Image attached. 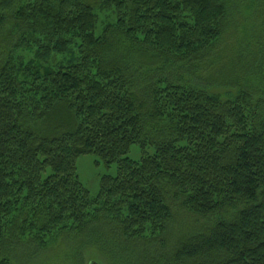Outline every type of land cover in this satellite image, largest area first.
Masks as SVG:
<instances>
[{
    "label": "trees",
    "instance_id": "trees-1",
    "mask_svg": "<svg viewBox=\"0 0 264 264\" xmlns=\"http://www.w3.org/2000/svg\"><path fill=\"white\" fill-rule=\"evenodd\" d=\"M89 155L117 168L96 196ZM90 239L264 264V0H0V264Z\"/></svg>",
    "mask_w": 264,
    "mask_h": 264
},
{
    "label": "rangeland",
    "instance_id": "rangeland-1",
    "mask_svg": "<svg viewBox=\"0 0 264 264\" xmlns=\"http://www.w3.org/2000/svg\"><path fill=\"white\" fill-rule=\"evenodd\" d=\"M245 16H250L248 12H244ZM246 28L248 25H245L244 30L240 28L241 33L239 34L240 37H231L230 34L227 35L223 46L225 45H233L236 43V40H244L246 37ZM251 28V27H250ZM130 158L137 160L140 158V151L138 147H134L132 149L131 154L129 155ZM98 159L93 156H84L79 159L78 161V175L80 177L81 182L83 185L90 191L92 196H96L101 187V179L104 176H115L117 173L116 166L106 167L103 163L97 164ZM80 239L75 241L74 247L79 246ZM111 246L103 245L99 242H93V239L88 241V245L84 246L79 250L80 254L74 256V260L72 264H89L91 261H97L99 264H123L122 261L123 257L125 260V253L122 249H118L117 241L113 239L111 241ZM117 244V245H116ZM69 245V244H67ZM80 247V246H79ZM68 250L65 247L61 252V260L65 262L67 258ZM57 258V257H56ZM69 259V258H68ZM124 264H127L126 261Z\"/></svg>",
    "mask_w": 264,
    "mask_h": 264
},
{
    "label": "water",
    "instance_id": "water-1",
    "mask_svg": "<svg viewBox=\"0 0 264 264\" xmlns=\"http://www.w3.org/2000/svg\"><path fill=\"white\" fill-rule=\"evenodd\" d=\"M89 264H99L97 261H91Z\"/></svg>",
    "mask_w": 264,
    "mask_h": 264
}]
</instances>
